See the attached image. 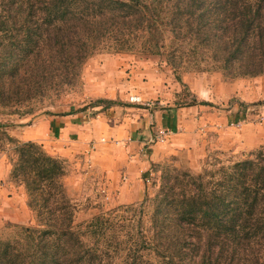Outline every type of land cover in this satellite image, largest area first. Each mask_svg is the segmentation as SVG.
I'll return each mask as SVG.
<instances>
[{
    "label": "trees",
    "instance_id": "trees-1",
    "mask_svg": "<svg viewBox=\"0 0 264 264\" xmlns=\"http://www.w3.org/2000/svg\"><path fill=\"white\" fill-rule=\"evenodd\" d=\"M98 51L159 59L178 81L191 72L257 77L264 74V0H0V109L24 92L30 101L22 115L31 114L39 80L56 70L78 75ZM32 61L39 66L30 72ZM100 105L116 103L89 106ZM196 105L209 103L184 106ZM6 138L17 155L12 178L25 186L38 224L0 231V264H264L262 150L166 177L140 203L75 223L63 163L34 142Z\"/></svg>",
    "mask_w": 264,
    "mask_h": 264
},
{
    "label": "rangeland",
    "instance_id": "rangeland-1",
    "mask_svg": "<svg viewBox=\"0 0 264 264\" xmlns=\"http://www.w3.org/2000/svg\"><path fill=\"white\" fill-rule=\"evenodd\" d=\"M38 66L39 62L35 61L28 65L30 72ZM60 75L61 71L56 70L48 78L39 80L42 93L33 99L35 111L31 114L22 115L28 108L25 104L30 101L24 97L27 96L24 92V98L4 101L7 108L0 109V133L26 125L36 117L83 113L82 109L86 108L83 115L86 114L89 128H97L94 123L101 115L103 121H111L110 125L121 126L124 135H134L133 138L130 135H100L98 140L89 141L88 151L76 153L71 157L73 159L58 158L65 168L62 185L66 198L75 205V223L88 220L101 210L130 205L118 202V190L111 188L116 186L106 184L105 173L91 160L90 153L99 144L111 154L130 150L127 147L130 141L140 142V151L144 153H149L152 146L163 147L160 153H165L164 160L151 164V173L145 176L148 183L143 185L144 194L131 204H138L144 197L153 195L166 177L182 172L196 175L210 163L237 162L264 151V105L256 104L264 100V74L229 80L221 72H191L182 73L178 81L173 70L159 59L136 53L98 51L86 59L78 75L77 72L73 75L72 70L64 78ZM13 87L18 88L16 84ZM10 88L12 84L8 83L6 89ZM131 96L140 97L142 103L130 102ZM100 99L114 101L116 105L108 109L103 105L90 108L89 105ZM192 100L206 101L209 105L192 106L198 111L190 112L184 105ZM169 110L179 113L180 125L173 131L167 129L170 137L159 143V131L166 128L153 130L155 122L150 114ZM145 124L150 130L147 138L142 135ZM6 136L9 135L4 131L0 135V163L9 169L6 182L16 213L10 208V216L0 218V231L9 225L33 227L38 224L36 213L27 206L25 186L19 179L12 178L17 155ZM259 138L262 143L254 146ZM248 141L250 148L241 152V146Z\"/></svg>",
    "mask_w": 264,
    "mask_h": 264
},
{
    "label": "crops",
    "instance_id": "crops-1",
    "mask_svg": "<svg viewBox=\"0 0 264 264\" xmlns=\"http://www.w3.org/2000/svg\"><path fill=\"white\" fill-rule=\"evenodd\" d=\"M191 88L194 90L192 84ZM188 110H191L190 112H193V110L198 111L196 107H188ZM142 111L145 112L146 110ZM83 113L36 117L26 125L16 126L6 130V132L10 137L20 142H35L41 145L45 152L53 157L70 159H73L71 157L76 153L88 151L89 141L98 140L100 135L120 137L130 135L131 138L134 136L133 133L124 135L121 126L110 125L111 121L109 123L103 121L101 115L96 122L94 121L97 128H89L85 121L86 114L83 115ZM150 115L155 122L153 130L156 128H170L173 131L180 125V116L176 110L161 113L154 112L153 115ZM142 135L146 138L150 135V130L146 124L143 125ZM249 142L241 146L243 148L240 150L241 152L250 148ZM256 142L254 146L262 143L260 138ZM127 147L131 148L127 152L119 150V152L114 151L111 154L108 151L105 152V147L99 144L98 148L90 153L94 165L105 173L106 184L116 186L111 188L118 190L117 198L120 204L135 203L142 198L144 194L143 185L147 184L145 176L151 173V164L158 163L165 158V153H160L163 148L161 145L150 147L149 153L140 151V142L130 141ZM168 153H166V156ZM0 162L2 161L0 160ZM8 178L9 169L0 163V218L9 217L10 208L14 211L12 206L13 197L9 198L12 193H10L9 183L6 182ZM14 213L16 212L14 211Z\"/></svg>",
    "mask_w": 264,
    "mask_h": 264
},
{
    "label": "built area",
    "instance_id": "built-area-1",
    "mask_svg": "<svg viewBox=\"0 0 264 264\" xmlns=\"http://www.w3.org/2000/svg\"><path fill=\"white\" fill-rule=\"evenodd\" d=\"M130 102L132 103H137V104H141L142 103V100L140 97H137V96H131L130 97ZM170 132L169 130H165V129H160L159 131V140L158 142L159 143H164L166 139H168L170 137ZM146 181L148 182V180L146 179Z\"/></svg>",
    "mask_w": 264,
    "mask_h": 264
}]
</instances>
